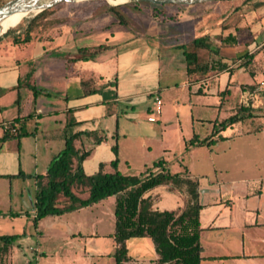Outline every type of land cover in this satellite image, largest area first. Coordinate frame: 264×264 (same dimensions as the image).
Segmentation results:
<instances>
[{
  "label": "crops",
  "instance_id": "0c3cea01",
  "mask_svg": "<svg viewBox=\"0 0 264 264\" xmlns=\"http://www.w3.org/2000/svg\"><path fill=\"white\" fill-rule=\"evenodd\" d=\"M83 12L52 13L44 19V35L34 26L26 42L0 36V221L31 226L28 235L37 240L29 250L36 256L51 253L50 245L52 253L81 252L90 260L112 256L116 196L43 217L34 225L36 189L45 183L34 177L45 175L50 160L64 148L65 135L76 132L95 133L74 142L77 149H91L82 162L84 173L95 174L101 163L112 172L116 133L122 174L166 171L178 181L196 183L201 264H264V176L258 180L264 163L258 138L264 136V126L234 129L251 119L264 120V0L215 1L159 23L143 14L136 19L121 13L120 23L108 11ZM25 28L23 24L13 34L22 39ZM196 39H203L204 46L195 47ZM184 52L196 56L189 72ZM248 55L253 59L246 66ZM247 96L258 99L256 105H246ZM155 97L162 112L150 122ZM163 107L174 112V119ZM247 110L251 118L221 128ZM69 112L77 124L66 128ZM183 120L189 126L185 133ZM7 132L29 135L4 140ZM97 137L103 140L94 145ZM205 139L214 142L198 143ZM201 149L207 154L205 171L170 172L171 156ZM158 161L165 163L153 167ZM20 173L34 177L24 179ZM75 194L88 196L86 191ZM144 198L152 211L192 203L182 182L155 187ZM105 213L110 222L106 232ZM105 233L111 250L103 254ZM133 239L126 242L130 260L122 264H154L158 255L152 240L131 243ZM13 246L2 264H12ZM132 249L140 254H131Z\"/></svg>",
  "mask_w": 264,
  "mask_h": 264
},
{
  "label": "trees",
  "instance_id": "16d2710c",
  "mask_svg": "<svg viewBox=\"0 0 264 264\" xmlns=\"http://www.w3.org/2000/svg\"><path fill=\"white\" fill-rule=\"evenodd\" d=\"M56 6L45 11L33 15L32 19L27 21L26 28L22 39L19 35L13 33L17 31L23 23L20 22L13 28L9 29L4 35H12L14 43L26 42L30 38L33 24L36 20L44 18L51 14ZM161 7V6H158ZM109 12L112 13L120 23L124 22L121 14L116 7L110 6ZM36 16V17H35ZM195 47H203V39L193 41ZM79 53L90 52L87 49H79ZM185 59L188 63L187 71H191L189 66L195 62L196 56L193 53H186ZM84 60L87 57H83ZM253 59L252 55H248L245 62L246 66ZM85 85V84H84ZM92 91H85L89 94ZM252 115L247 110L244 117L238 115L232 116L221 123V128L230 125L242 118H251ZM77 123L72 119L69 112L66 128H71ZM217 133V131H215ZM93 132H76L66 134L64 137V148L57 153L49 162L44 176H31L20 173L24 179L39 178L45 179V183L37 187L35 193V211L34 225L43 217L58 216L66 212L90 206L105 200L111 196H116L114 207L115 228L112 234L116 248L112 254L115 264L128 262V251L126 242L133 238H150L154 244L158 259L154 264H201L200 223L199 210L200 206L196 202V183L192 181H178L176 175L169 172L161 171L153 173L147 170L140 175H124L118 169V145L117 134H114L115 143L111 147L115 159L110 162L112 172H105V164L99 165L98 171L93 175H86L82 169V162L90 155L91 149H77L75 140L80 136L87 137L94 135ZM29 133L22 132L13 134L7 132L4 140L27 136ZM102 137L94 139L93 144L98 145L102 142ZM214 141L207 139L199 141V144H210ZM164 161L154 163L153 167H160ZM168 182L185 183L188 187V193L192 203L178 210L152 211L148 198L144 195L149 190L166 184ZM79 188L81 192L85 190L88 193L86 198H80L75 194L74 189ZM63 198L61 200L60 198ZM18 238L17 235L0 236V264L3 258L8 254V250ZM26 264H31L30 262Z\"/></svg>",
  "mask_w": 264,
  "mask_h": 264
},
{
  "label": "rangeland",
  "instance_id": "374dc122",
  "mask_svg": "<svg viewBox=\"0 0 264 264\" xmlns=\"http://www.w3.org/2000/svg\"><path fill=\"white\" fill-rule=\"evenodd\" d=\"M8 0H0V5L3 2H6ZM222 1V0H218ZM215 2H210L206 4H195V5H190V6H173L170 8H163V6L158 7V6H152L148 4H134V3H127L124 5H121L119 7H116V10L121 14H129L130 17H135L136 19H140L141 16H138L139 14H143L146 16L152 17L153 21L159 23L160 20H171L172 18H175V15L179 12L182 11H188V9H203L206 5H213ZM111 5L106 3L105 1L102 0H92V1H83L79 3H60L56 5L54 8L53 12H56L58 10H63L65 9L66 11L70 10H82L87 11V10H104L108 11V8ZM51 13V14H52ZM84 13V12H83ZM212 11L210 12V14ZM51 14L47 15L44 18H40L39 20H36V22L33 24V26H38L36 28H40V30L36 29L35 31L39 34L42 35L47 28V22H44V19L49 17ZM33 15L35 14H29L23 17V20L21 23H27V21L31 20ZM165 17V18H164ZM41 22H43L41 24ZM43 32V33H42ZM39 35L35 34V37H38ZM44 35V34H43ZM176 61L173 62L175 64ZM258 99L255 97H246V105H256V102ZM164 110L167 111L168 117L171 119H174L175 114L170 110L169 108L163 107V113ZM216 113V111H215ZM223 111L220 112V116H222ZM210 116V115H209ZM186 122V123H185ZM263 124L264 126V120H258V119H251L248 120L242 124H239L234 127V129L238 128H243L244 130L248 129H254L258 128L260 124ZM188 123L187 121L183 120L182 121V130L183 133L187 132V127ZM259 144H258V149H263L264 151V136H259L258 138ZM206 153L204 152V149L196 151L194 154H183V155H175L171 156V159L173 161V164L170 168V172H179V171H184V170H190L194 173L199 172L201 170H206ZM261 171H260V170ZM258 169V180L260 176H264V163L259 167ZM199 170V171H198ZM252 174L248 173L246 176L250 177ZM76 193H82L79 191V188L74 189ZM85 191V190H83ZM63 200V198H60ZM103 229L104 232L108 231L110 229V222L109 219L106 215V213L103 216ZM32 227H26V223L24 221H14V222H2L0 221V236H9V235H17L18 238L14 242V246L12 247V264H23L25 261L30 260L32 264H115L114 258L112 256H97L94 257L93 259L86 258L85 256L82 255L81 252H60V253H52L54 246L50 245L48 247V251L51 253H48L47 256H42L40 257L39 255H35L34 252L29 250V247L32 246L35 243V240L37 238H34L33 236L28 235L31 233ZM23 232H26L24 234ZM136 241H140L136 238L132 240L131 243H134ZM100 250L103 252V254L110 252L111 250V242L108 239V236H106V233L104 234L101 244H100ZM144 254L146 252L145 248L141 249ZM141 250L139 252H141ZM131 254H140L137 251H133ZM63 255V256H62ZM62 256V257H61Z\"/></svg>",
  "mask_w": 264,
  "mask_h": 264
},
{
  "label": "water",
  "instance_id": "95a60500",
  "mask_svg": "<svg viewBox=\"0 0 264 264\" xmlns=\"http://www.w3.org/2000/svg\"><path fill=\"white\" fill-rule=\"evenodd\" d=\"M83 1H92V0H8L3 2L0 5V24L1 22L7 18L11 14L15 13H23L26 15L29 14H37L49 8H52L60 3H79ZM108 3L106 0H102ZM122 1V3L111 4L112 7H119L121 5L127 3L134 4H148L152 6H167V5H175V6H190L195 4H203L215 2L218 0H115ZM9 30V29H8ZM5 31H0V36L3 35Z\"/></svg>",
  "mask_w": 264,
  "mask_h": 264
},
{
  "label": "bare ground",
  "instance_id": "6f19581e",
  "mask_svg": "<svg viewBox=\"0 0 264 264\" xmlns=\"http://www.w3.org/2000/svg\"><path fill=\"white\" fill-rule=\"evenodd\" d=\"M106 1L108 3H111V4L122 3V1H115V0H106ZM24 15L25 14H23V13H15V14L9 15L7 18H5L1 22V24H0V31L2 32V31H5V30H8V29H11V28L15 27L20 22V20L24 17ZM37 15H38V13H37ZM15 35H17V34H15Z\"/></svg>",
  "mask_w": 264,
  "mask_h": 264
},
{
  "label": "built area",
  "instance_id": "2783aa9c",
  "mask_svg": "<svg viewBox=\"0 0 264 264\" xmlns=\"http://www.w3.org/2000/svg\"><path fill=\"white\" fill-rule=\"evenodd\" d=\"M153 104H154V107H153L152 115L148 118V121H150V122L156 121L157 117L162 112V102L158 97L154 98Z\"/></svg>",
  "mask_w": 264,
  "mask_h": 264
}]
</instances>
